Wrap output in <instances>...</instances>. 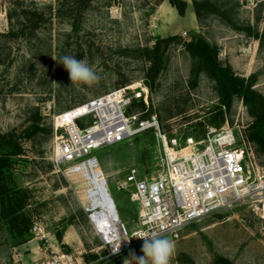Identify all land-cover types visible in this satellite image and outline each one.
I'll list each match as a JSON object with an SVG mask.
<instances>
[{"label":"rangeland","instance_id":"1","mask_svg":"<svg viewBox=\"0 0 264 264\" xmlns=\"http://www.w3.org/2000/svg\"><path fill=\"white\" fill-rule=\"evenodd\" d=\"M33 1L38 6L51 4V15L33 34L4 38V54L8 47L9 53L0 63V133L21 132L37 107L43 123L51 125V134L18 139L23 152L12 158L8 182L11 187L26 190L22 211L30 223L26 239L15 242L0 219V264H125V260L138 264L133 254L143 256L142 245L115 256L106 255L107 247L88 216L87 209L92 205L87 191L104 180L118 218L128 232L135 228L138 204L129 199L133 188L118 190L115 183L131 166L139 175L155 171L160 146L152 130L92 149L90 154L95 156L97 166L88 167L86 173H67L65 166H54L50 158L52 117L75 103L116 88L121 78H128V83H143L149 62L140 50L150 48L156 38L170 35L182 40L193 33L202 35L218 46L221 64L228 63L235 74L244 78L255 73L252 87L264 95V0H218L223 9L230 11L229 18L251 26L260 41L213 14L199 22L191 0H185L183 15L168 0H89L75 23L54 14L57 0ZM9 6L10 0H0V32L9 28ZM63 56L86 60L100 79L92 84L72 83L59 62ZM191 65L192 59L181 43H170L152 91L146 87L147 107L140 110L132 106L129 111H141L143 116L155 114L166 135L178 137L199 131L202 134L205 127L215 126L209 123L211 116L216 114L220 120L217 113L221 111L223 121L218 126L226 121L234 128L237 143H247L245 129L251 118L242 99L234 96L228 109L221 106L219 110L214 82L202 72L196 77L191 75ZM148 108L151 113L144 115ZM168 113L172 115L166 117ZM88 122L89 117H83L78 124ZM248 144L256 163L264 169V159ZM56 231L61 234L59 240ZM164 237L176 245L171 264H212L216 255L232 264H264V221L245 204L194 220L182 227L177 237ZM90 253L97 257L92 259ZM59 254L66 257L58 259Z\"/></svg>","mask_w":264,"mask_h":264},{"label":"built area","instance_id":"2","mask_svg":"<svg viewBox=\"0 0 264 264\" xmlns=\"http://www.w3.org/2000/svg\"><path fill=\"white\" fill-rule=\"evenodd\" d=\"M137 101L147 107L148 91L142 81L110 89L52 117L50 158L54 166H65L67 173H86L88 167L97 166L95 156L90 154L92 149L147 130H152L160 146L155 171L139 175L131 166L115 183L118 190L133 188L129 199L138 204L135 228L128 232L116 218L111 226L106 225L108 233L103 234L91 219L94 208L87 209L107 247V256L142 245L143 239L138 238L141 233L177 237L188 223L224 208L245 204L264 221V169L256 163L248 142L237 143L233 127L225 121L218 127H205L197 139L191 134L178 139L166 135L155 114L143 116L141 111H129ZM83 117H89V122L80 126L78 121ZM102 188L110 196L104 180ZM116 237L121 243L113 253ZM64 257L59 254L58 259Z\"/></svg>","mask_w":264,"mask_h":264},{"label":"trees","instance_id":"3","mask_svg":"<svg viewBox=\"0 0 264 264\" xmlns=\"http://www.w3.org/2000/svg\"><path fill=\"white\" fill-rule=\"evenodd\" d=\"M89 0H57V7L54 10L56 16L66 17L71 23H75L80 12L87 7ZM179 15H183L186 7L185 0H168ZM192 10L196 19L201 22L207 15L213 14L221 20H225L226 24L233 29L246 31L247 35H252L260 41V35L249 25H241L233 18H229V10L223 9L218 4V0H191ZM51 4L38 6L33 0H10V6L7 9L6 16L9 28L5 32H0V63H3V56L9 53L5 52L4 38L13 39L17 35L26 37L33 34L44 21L50 19ZM53 14V13H52ZM170 43H181L183 48L189 53L192 59L190 74L196 77L198 73H204L209 77L215 85L219 101V110L221 106L229 108L231 100L234 96L240 97L247 107V112L251 118L245 129V138L252 144L255 154L264 159V95L254 89L252 86L256 81V74L250 73L247 77H242L233 71L228 63L221 64L218 61V46L208 42L202 35L193 33L188 40H182L178 35H170L166 37L156 38L150 48H142L141 54L149 62L148 68L144 75V84L149 92L152 91L153 81L158 72L164 68L165 50ZM129 82L128 78L119 79L115 86L119 87ZM195 84V80L191 86ZM75 103L72 106L79 104ZM137 107L144 110L145 106L141 101L133 102L131 107ZM151 113L148 108L144 115ZM209 118V123L218 126L223 121L221 111ZM172 114L168 113L166 117ZM161 121V116L158 115ZM150 134L149 130L144 132ZM42 134H51V125L43 123V116L37 107L34 108L29 116V123L21 132L15 133L9 131L0 133V219L7 224L9 231L15 238V242L24 241L27 237L29 227V219L22 211L26 199V190L14 188L9 185V167L14 156L21 154L23 149L18 139H29ZM187 134V133H184ZM183 134V135H184ZM195 139L201 136L200 131L197 134H191ZM178 139L181 137L176 136ZM51 167V164H49ZM56 238L59 240L61 234L55 232ZM102 253H105L102 251ZM92 259L97 254L90 253ZM212 264H232L223 256L216 255Z\"/></svg>","mask_w":264,"mask_h":264},{"label":"clouds","instance_id":"4","mask_svg":"<svg viewBox=\"0 0 264 264\" xmlns=\"http://www.w3.org/2000/svg\"><path fill=\"white\" fill-rule=\"evenodd\" d=\"M54 60L56 58L52 57ZM59 62L64 65L73 82L80 84H92L100 79L94 68L88 64L86 60L76 59L74 56H63L59 58ZM138 238L143 239L141 251L143 256L137 258L133 254V258L138 264H171L172 256L175 252V242L167 237H149L144 233L139 234ZM117 243L112 249L116 253L120 247L121 241L116 237ZM125 264L128 261L125 260Z\"/></svg>","mask_w":264,"mask_h":264},{"label":"bare ground","instance_id":"5","mask_svg":"<svg viewBox=\"0 0 264 264\" xmlns=\"http://www.w3.org/2000/svg\"><path fill=\"white\" fill-rule=\"evenodd\" d=\"M87 192L90 204L94 208L91 213V219L101 233L107 234L108 229L106 225L111 226L115 223L116 218H118L114 203L110 196L104 194L102 184H92Z\"/></svg>","mask_w":264,"mask_h":264}]
</instances>
